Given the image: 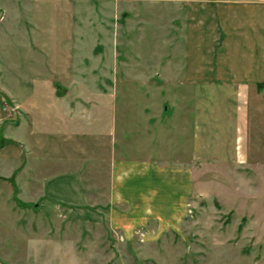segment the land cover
Returning a JSON list of instances; mask_svg holds the SVG:
<instances>
[{"label":"crops","instance_id":"0c3cea01","mask_svg":"<svg viewBox=\"0 0 264 264\" xmlns=\"http://www.w3.org/2000/svg\"><path fill=\"white\" fill-rule=\"evenodd\" d=\"M38 1L27 6L34 10ZM54 1H67L57 6L73 7L80 16L95 4L107 39L94 44L90 65L85 59L86 66L67 68L49 81L39 65L32 66L40 58L33 44L39 40L24 34L14 45L0 29V172L10 173L0 174V198L5 183L11 197L15 191L20 202L38 209V202L25 203L19 195L21 188L41 191L39 201L49 200L40 207L47 216L104 222L128 240L136 233L149 239L177 230L195 194L208 184L201 181L203 169L246 164L249 132L264 152V0ZM141 6L152 16V33L164 26L158 65L152 51H117L118 36L127 35L131 13ZM111 15L113 28L120 25L123 34L115 27L112 79L105 81L100 72L108 73L102 63L111 39L103 30ZM19 58H26L27 70ZM96 58L98 66H91ZM120 63H128L122 90ZM72 71L76 79L66 76ZM118 117L124 121L121 132H127L128 157L111 156ZM156 132L169 140L167 147L175 142L174 157L152 156ZM141 134L143 144L137 142ZM45 154L49 171L40 187Z\"/></svg>","mask_w":264,"mask_h":264},{"label":"rangeland","instance_id":"374dc122","mask_svg":"<svg viewBox=\"0 0 264 264\" xmlns=\"http://www.w3.org/2000/svg\"><path fill=\"white\" fill-rule=\"evenodd\" d=\"M30 2L0 0V7L5 10V14L0 10V29L14 45L19 44L17 41L21 42L24 34H32L33 40H39L33 41V44L38 45L40 58L32 66H40L42 79H57L59 74L63 76L65 70L72 66L79 67L82 64L84 67L85 59L90 65L94 44L107 39L102 32L103 25L99 22L101 16L96 5L90 3L87 12L80 16L73 7L62 9L57 6H65L67 1L39 0L38 8L34 10L27 6ZM143 12L141 6L131 13L130 29L126 36H118L117 51L128 54L134 50L142 55L152 51L155 53L153 64L158 65L160 47L165 42L159 33L164 26L158 25L156 34L152 33L153 26L149 25L148 20L152 16ZM156 16L164 15L158 13ZM105 19L103 31L109 34L111 40L102 65L108 73L99 72L108 81L112 79L109 73L114 64L112 34L115 27L121 35L123 33L120 25L117 27L115 24L113 28L112 15ZM71 35L78 37L69 41ZM16 49L20 50L18 46ZM78 50L82 52L81 57L77 54L73 57V53ZM70 54L73 57L71 59L68 58ZM12 56L9 61L14 64L17 56ZM121 59H127V55ZM25 60L19 58V62L25 66L24 70H27ZM99 60H93L91 66H98ZM128 63H120L117 67L121 90L123 84H127ZM141 63H144L143 58ZM6 69L8 74L14 73L11 65ZM122 73L124 78L120 80ZM24 76H28V71L24 72ZM66 76H75L76 79L79 75L72 71L66 72ZM119 105V110L125 107L121 101ZM123 123L122 118L118 117L117 132H112L114 152L111 156L116 158L128 157L127 132H121ZM156 133V145L151 148L152 156L174 157L175 142L171 140L169 148V140L164 138L163 132ZM255 137L256 133L249 132L246 164L224 170L203 169L205 175L201 181L208 184L202 186L198 195L195 194L186 219L177 230L162 231L149 239L139 233L129 240L125 239L118 232L108 229L104 222L84 221L81 216L74 219L47 216L40 207L49 200L45 198L39 201L41 191L37 194L36 191L21 188V201L31 204L38 202L39 208L19 207L11 197V188L2 183L0 264H264V167L261 164L264 152L260 148L257 151ZM143 139L144 135L141 134L137 142L143 144ZM255 157L260 158L259 164L254 161ZM48 161L47 154L39 161L40 187L44 181L43 173L49 171ZM0 174L10 176L9 170L6 174Z\"/></svg>","mask_w":264,"mask_h":264},{"label":"trees","instance_id":"16d2710c","mask_svg":"<svg viewBox=\"0 0 264 264\" xmlns=\"http://www.w3.org/2000/svg\"><path fill=\"white\" fill-rule=\"evenodd\" d=\"M13 198H14L16 204H17L19 207H27L26 204L20 202V201L16 198V193H15V191H13Z\"/></svg>","mask_w":264,"mask_h":264}]
</instances>
